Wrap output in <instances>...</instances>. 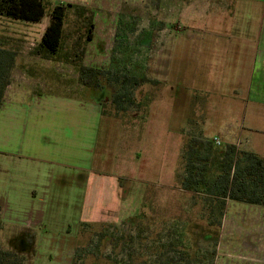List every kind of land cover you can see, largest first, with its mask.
Wrapping results in <instances>:
<instances>
[{
  "label": "rangeland",
  "instance_id": "rangeland-1",
  "mask_svg": "<svg viewBox=\"0 0 264 264\" xmlns=\"http://www.w3.org/2000/svg\"><path fill=\"white\" fill-rule=\"evenodd\" d=\"M55 1L96 10V38L84 49L85 65L107 68L117 45L135 48L143 30L154 32L147 36L154 38L153 48L139 46L129 68L138 65L157 82L145 83L137 90L139 105L126 102V110H117L106 97L104 113H97L94 108L106 94L100 98L78 82L65 84V80L78 79L71 63L32 57L47 17L40 23L0 18V40L18 53L19 64L14 69L21 74L18 79L27 77L19 71L24 59H29L26 65L40 63L41 68L54 69L66 90L51 81L49 84L45 77V81L27 80V87L43 95H63L70 102L54 118L46 117V122L38 113L43 107L27 103L20 120L49 125L63 118L67 156L73 158L64 163L68 168L63 170V140L58 131L41 128L42 137L58 143L53 147L56 173L66 171L70 176L67 192H60L57 180L56 200L37 210V202L31 203L33 191L27 192L21 183H7L1 144L8 137L2 124L8 121L0 114V200L9 189H15L11 203L0 206V246L19 253L22 264H136L142 259L153 263V246L167 243L178 223L187 227L189 241L194 244L196 258L191 264H264V206L227 200L223 214L216 209L211 226L205 219L208 207L204 196L185 192L177 180L179 173L184 174L181 156L191 134L210 140L219 135L223 145L233 143L238 149L242 148L239 140L247 138L250 146L246 149L264 156V0ZM128 23L136 24L134 32L128 31ZM118 31L122 34L116 39ZM116 55L123 57L120 52ZM48 75L49 80L54 77L52 72ZM26 167L22 164L16 174L23 169L29 172ZM78 173L84 177L97 173L107 182L120 179L117 195L109 185L104 189L100 185L99 192L94 185L90 191L96 212L109 213L110 220L89 221L81 228L88 185L77 183ZM36 196L42 198L43 194ZM103 196L109 204L106 208ZM116 197L122 203L114 212ZM187 216L193 221L186 223ZM25 220L43 223L33 228L21 226ZM141 223L149 226L143 239L138 229ZM212 231H218L217 241L204 238ZM130 234L135 237L133 242L128 241Z\"/></svg>",
  "mask_w": 264,
  "mask_h": 264
},
{
  "label": "trees",
  "instance_id": "trees-1",
  "mask_svg": "<svg viewBox=\"0 0 264 264\" xmlns=\"http://www.w3.org/2000/svg\"><path fill=\"white\" fill-rule=\"evenodd\" d=\"M46 16L49 17V24L31 54L54 63L60 61L71 63L78 74V79L65 80L64 83L78 82L89 93H98L100 98L101 95L106 94L104 98L98 100L102 108L105 106L106 97H110L117 110H126L124 105L126 102L139 105L135 96L137 90L145 83L157 82L145 71L140 70L138 65L129 68L133 62V52H139V46L153 48L154 38L149 40L147 36L153 35L154 32L143 30L137 38L135 48L130 47L129 44L126 47L117 45L112 50L111 63L107 68L85 65L84 49L88 42L96 38L95 8L55 0H0L2 18L40 23ZM126 26L129 32L136 30L135 23H128ZM121 34V31H118L116 39H119ZM125 41L128 43L127 37ZM2 42L0 40V109L6 88L11 82L12 71L19 64L17 51ZM121 44L123 45L124 42ZM117 52L123 57H118ZM20 67L29 75L43 79L45 77L49 84L51 82L56 84L58 89L63 86L59 84L60 74L54 69L39 68L24 63H20ZM49 72L54 74L50 80ZM63 88L66 90L65 86ZM185 144L181 156V170L184 174L179 173L177 180L180 188L185 192H190L193 196H204L208 207L205 219L211 226L214 225L213 216L216 209L223 214L227 200L264 206V156L254 151L238 149L236 145L230 143L218 146L210 139L192 134ZM179 221L181 219L177 220ZM184 221L189 223L193 218L187 216ZM217 227H220V221ZM148 228V224L139 225L141 239L143 232ZM2 230L3 221L0 215V237ZM169 234L171 238L167 243L153 246L155 256L153 263H148V259H142L136 261V264H184L183 262L191 264L196 257L194 244L189 241L190 233L187 227L176 223ZM127 238L128 241L133 242L135 237L130 234ZM204 238L207 241H217L218 231L207 233ZM19 256V253L0 246V264H22ZM123 264L127 262L124 261Z\"/></svg>",
  "mask_w": 264,
  "mask_h": 264
},
{
  "label": "crops",
  "instance_id": "crops-1",
  "mask_svg": "<svg viewBox=\"0 0 264 264\" xmlns=\"http://www.w3.org/2000/svg\"><path fill=\"white\" fill-rule=\"evenodd\" d=\"M94 8V7H93ZM47 17V16H46ZM2 18V17H0ZM48 23L49 24V17ZM4 20H8L5 18H2ZM20 22V21H19ZM46 25V27H47ZM46 28L44 29V31ZM32 57H40L38 55H32ZM51 61V60H48ZM24 63L29 62V59L23 61ZM31 64H34L35 61L31 60ZM59 63V62H57ZM40 67V63L37 64ZM36 65V66H37ZM47 66V65H45ZM15 69V68H14ZM12 71V79L10 84L7 86L5 91V97L3 100V105L0 109V114H3L4 118H7L6 120L8 122L2 124L5 132H7L8 137H5L2 142V153L5 154V159H3V168L7 170V183L12 186L17 185L18 183H21L20 185H24L25 188H27L28 191H33L34 198H32L31 203H36L38 205L37 210H43L45 209L42 207L43 205H48L53 200L55 201L56 198L53 196V193L55 192V187L60 182V188L62 190L61 193H66V186L68 184V174L66 171H62L59 173H56L55 169L52 166V163L54 162V146H57L58 143L55 142L52 138L41 136V128L49 129L53 131H58V138L63 140V148H62V163L61 167H63V170L68 168L64 163L66 164L68 160L72 161L73 158L69 157L67 154V138L63 133V127L66 124L65 120L63 118L59 119L58 121L52 123V124H44L50 117L54 118L53 116L57 113H60V111L65 110V108L69 105V99L65 96L61 95H43L42 92H34L33 87L28 88L27 86V80H43L39 76H33L29 75L24 69L19 70L21 73H25L27 77L24 79H18L21 74L18 75L16 71ZM17 76V79H16ZM19 76V77H18ZM21 78V77H20ZM23 80V81H22ZM45 81V80H43ZM18 82V83H17ZM86 91V90H85ZM44 92V91H43ZM58 100V102L56 101ZM31 104L32 106H41L43 108H39V112L45 117V122L43 124H39V121L37 123L33 122H26L25 124L20 120L21 114H25V104ZM57 103V104H56ZM51 104V105H47ZM80 109V108H79ZM83 109V107H82ZM85 110V109H84ZM94 110L100 114H103V108L102 105L98 101V106L94 108ZM46 117H49L46 119ZM43 118V119H44ZM18 127H22L24 130H17ZM17 131V132H16ZM50 150V153L48 152ZM24 164L27 166L25 169H28L29 172H26L21 170L16 174V169L18 167L20 168L21 165ZM36 168H40L38 172H34ZM44 168V169H43ZM48 170L47 172H45ZM77 183H86L88 185L87 195L84 202L85 209H87L86 214L84 213L83 218H80V226L83 228L84 226L82 224H89V221H92L93 223H99L102 221L110 220L111 216L109 213H97L96 208L94 207L95 203H91L89 200L90 197V191L91 187L96 186V189L99 192V187L104 189V185H109L113 188H115V195H117V190L120 186V179H114L113 181L107 182L104 181L102 177H100V174L97 175V173H89L85 177L83 174L78 173L76 176V179H78ZM19 185V186H20ZM34 189V190H33ZM11 192H15V189L11 190L9 189L6 195H4L3 199L0 200V206L10 204L11 200H13V196ZM42 193V198H38L36 195L37 193ZM120 192H118L119 194ZM99 194V193H98ZM104 194V192H102ZM110 198H111V194ZM114 195V194H113ZM114 195V198H115ZM7 198V200L5 199ZM101 198L98 199L100 201ZM121 199V198H120ZM105 196H103V199L101 200L103 203V206L106 208L108 207L104 203ZM97 201V202H98ZM64 203V202H62ZM122 203V199L118 200L117 197L115 199V203L113 208L114 210L111 211H117V207ZM112 204V203H111ZM63 207V206H61ZM89 209L90 213H89ZM109 210V209H107ZM62 211V210H60ZM110 211V210H109ZM3 212V209H2ZM42 215V214H40ZM64 215V214H63ZM62 215L60 214L59 217ZM44 219V218H43ZM53 219V218H52ZM3 221V219H2ZM29 220L23 222L24 224L21 226L25 227H39L43 222H39V220ZM88 222V223H87ZM56 223V222H51Z\"/></svg>",
  "mask_w": 264,
  "mask_h": 264
},
{
  "label": "built area",
  "instance_id": "built-area-1",
  "mask_svg": "<svg viewBox=\"0 0 264 264\" xmlns=\"http://www.w3.org/2000/svg\"><path fill=\"white\" fill-rule=\"evenodd\" d=\"M227 132H228V131H227ZM211 140L213 141V143H214L215 145H218V146L223 145V142H222L221 138L219 137V135H215L214 137L211 138ZM243 141H244V140H243ZM243 141L239 140V142H238V145H241L242 148L239 147L238 145H237V146H238L240 149L247 150L246 148H249V146H250V140L246 138L245 141H244V142H243ZM240 143H241V144H240ZM230 144H233V143H230ZM234 145H235V144H234Z\"/></svg>",
  "mask_w": 264,
  "mask_h": 264
}]
</instances>
